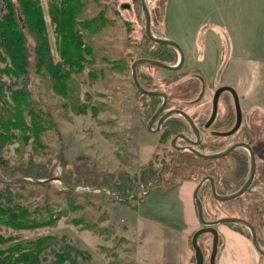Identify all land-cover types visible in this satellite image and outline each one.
Wrapping results in <instances>:
<instances>
[{
  "label": "rangeland",
  "instance_id": "rangeland-1",
  "mask_svg": "<svg viewBox=\"0 0 264 264\" xmlns=\"http://www.w3.org/2000/svg\"><path fill=\"white\" fill-rule=\"evenodd\" d=\"M54 1L39 0V3L51 57L57 63L62 58L50 14V4ZM146 3L151 19L155 21V26H151L157 35L153 34L177 42L184 52L182 71L190 60L199 69L184 74L199 73L208 81L205 86L208 94H211L210 83L214 87L229 85L236 92L242 109L250 116L251 125H263V134L255 145L254 154L256 163L264 168V0H146ZM85 7L78 14V22L108 9L102 14L105 27L93 37L101 44L100 49H96L98 53L108 51L107 42L113 37L117 43L112 52L123 49L121 41L127 31L140 41L144 32L140 0H87ZM26 39L29 66L27 74L23 80L16 81L15 87L11 82L14 78L4 71L9 61L0 60V82L5 83L3 98L11 105L9 87L25 89L27 99L38 102V107L50 113L56 125L44 134L45 148L36 152L32 137L24 145L16 138L5 146L2 157L10 167L25 164L29 159L45 164L52 177L48 180L50 188H61L65 186L64 181L77 184L75 189L85 193L92 185L102 188L105 195H91L95 205L107 212V220L103 223L112 227L113 232H93L61 218L54 226L36 229L12 230L1 226L0 233L12 234L21 240L47 234L67 238L87 257L77 256L75 262L64 264H181V235L166 224L172 222L169 224L174 227L182 224L179 216L182 207L178 199L181 181L177 179L170 183L173 163H154L162 160L161 153L149 163L158 137L144 127L143 119L140 121L131 80L117 72L109 76V68L105 76L97 77L100 56L92 61L85 56L88 62H83L82 68L68 80L66 93H60L54 88L51 73L36 70L35 40L28 31ZM141 69L151 72L157 80L164 77L169 81L168 86L185 78L179 77L183 72L178 70L169 73L152 65ZM123 78L125 81L121 83ZM176 78L175 83L170 82ZM125 174L134 187L126 194L112 185ZM24 178L29 180V177ZM188 183L193 184V190L194 181ZM138 184L146 186V190H142V185L136 190ZM119 194L127 197V201ZM163 214L167 217H162ZM197 224V227H185L184 234L194 233L199 220ZM215 227L219 233L215 264H235L238 246L242 248V254L248 256V264H257L260 255L247 237L245 241L232 232L233 226L227 223ZM258 236L264 241V228ZM187 242L192 253L190 260L185 259L183 264H195L190 236ZM198 242L203 252V264H209L212 237L207 232L202 233ZM223 246L229 252L226 262Z\"/></svg>",
  "mask_w": 264,
  "mask_h": 264
},
{
  "label": "trees",
  "instance_id": "trees-1",
  "mask_svg": "<svg viewBox=\"0 0 264 264\" xmlns=\"http://www.w3.org/2000/svg\"><path fill=\"white\" fill-rule=\"evenodd\" d=\"M86 3L87 0H55L50 4V14L56 26L58 47L62 58V61L54 63L45 34V22L39 0H0V60L9 61L4 71L14 78L11 81L14 87L17 80H23L29 66L26 31L30 32L35 40L36 70L51 73L54 88L63 94L67 91L68 80L82 68L83 62H88L84 59L85 56H89L90 61L100 56L98 60L101 63L97 64V77L105 76L109 68V76L117 72L129 80H131L130 62L136 57L157 59L167 64H171L175 59V57L162 59L163 51L173 53V49L169 45L152 41L144 32L140 41L132 38L129 31L123 33L124 38L121 44L124 48L116 52H112L117 43L113 37L112 40L110 39L111 42H107L108 51L98 53L96 49H100L101 44H98L93 37L105 27L102 14L108 9L107 11L103 9L100 13L97 12L84 21L78 22L76 20L78 14L86 9ZM129 50L134 52L132 56L127 55ZM141 67L147 68L150 65L137 66L138 79L146 89L162 90L166 87L168 80H164V77L157 80L151 72L143 73ZM143 76L150 77L152 85L144 84L141 78ZM124 78L120 80L121 83L125 81ZM177 80L178 78L172 79L170 82L175 83L174 81ZM4 84L0 82V227L4 226L12 230L36 229L54 226L61 218H66L65 220L69 223L83 229L112 233L113 228L103 223L107 220V212L101 211L95 205L94 196L91 195V193L106 194L99 186L92 185L86 193L76 190L77 184L73 185L65 181V186L61 188H50L48 180L52 177L45 164L33 163L32 159L16 167H10L7 164L2 157L7 144L20 138L21 145H24L32 137L33 150L38 152L40 148H45L46 130L55 128L56 123L52 121L50 113L47 114L38 107V102L27 99L28 94L25 89L9 87L12 104H8L3 98ZM176 84L170 88L171 96H177L182 90V87L177 88ZM136 93L144 98L147 97L138 90ZM150 99V107L145 112L147 117L160 102L157 97ZM139 103L137 100L136 105L141 106ZM167 106H171V101ZM243 129L239 130L235 137L248 142L256 151L255 145L263 134V125L252 124L251 129L244 127ZM188 130V126L180 116L172 115L164 122L163 139L165 141L172 134ZM224 144L225 139L208 135L196 148L201 152L209 153L219 150ZM159 153L161 151L156 148L149 163H153ZM174 161L176 163H173L170 183L177 179L198 181L202 176L210 175L215 179L216 191L219 194L237 190L245 181L250 165L249 155L241 147L222 158L215 159H203L192 152H182L176 154ZM262 168L259 163H256V172L247 190L240 196L227 201L213 198L209 181L206 180L199 189L204 218L214 220L222 216L242 217L254 225L259 239L258 232L260 233L264 228V168ZM16 174L17 176L13 177ZM127 176L126 174L120 176L123 178L114 180L112 183L125 194L134 188L131 179ZM24 177H29V180ZM173 184L169 185L173 186ZM140 185L142 184H138L135 189L137 190ZM142 188L145 191L147 187L142 185ZM120 197H124L122 200L127 201V197L122 195ZM227 224L246 233L250 238L249 230L244 225ZM77 256L87 257L85 252L64 237L47 234L31 240H21L15 235L0 233V264H64V262H75L78 259Z\"/></svg>",
  "mask_w": 264,
  "mask_h": 264
},
{
  "label": "flooded vegetation",
  "instance_id": "flooded-vegetation-1",
  "mask_svg": "<svg viewBox=\"0 0 264 264\" xmlns=\"http://www.w3.org/2000/svg\"><path fill=\"white\" fill-rule=\"evenodd\" d=\"M162 10H163V8H162ZM150 17H151V11H150ZM154 23H155V21H152V19H151V25L153 24V26H155ZM153 30L154 29H152V26H151L152 33L154 32ZM144 33H145V31H144ZM154 34H156V32H154ZM171 48L173 49V53L171 51L170 52L169 51H163L162 59H170L171 57H175V59L170 64V65H173V64L177 63V61H178V53H177V51L173 47H171ZM160 53H162V52H160ZM127 55L128 56H132V52L128 51L127 52ZM183 56L184 57H183L182 64H181V66L178 69H176V70L165 69V70H169V71H177V70L178 71H182V68L184 66V61H185V54H184V52H183ZM136 58H138V57H136ZM136 58H134V59H136ZM132 61L130 62V67H131ZM194 70L197 72V70H199V69H195V68H192L191 69V71H194ZM183 71H184V69H183ZM130 75H131V69H130ZM136 75H137V68H136ZM183 76H185V78L182 79V81H180L179 83L176 84L177 88L178 87H182V90L180 91V93L178 92L179 94L177 96H171L170 95V93H172V90L170 88L173 85L168 86V84H166L165 86H166V88L167 87L168 88L167 89L163 88L161 90V91L165 92V94H166V103H165L164 108L159 113V115L150 124V127L148 126V122H149L151 116L153 115V113L155 112V110L161 104L163 98L161 96H158V95H149V94L142 93L141 91H139L134 86V84L132 82V79H131V82H132V84L134 86V89H135V96H133L134 99H135V104H137V100H139V102H140L139 105H141V106H138V105L136 106L135 105L137 107V109H138V116L140 118V121H141V119H143L144 127L147 128L148 130H151L158 137L156 148H157V150L159 149L161 151V158H162V160L160 162H155V163H176L174 161V157H176V154L182 153V152H191V151H189L186 148L187 146H192L194 149L198 150L196 148V146H198L199 144H201V142L204 140L205 136H208V135L209 136H216V137L225 139L224 146H222L219 150H216L214 152L223 151L224 149H226L230 145H232L234 143H237V142H245L248 145H250L248 142L242 141V140H238L237 137H235L236 133L239 130H241V129L244 130L243 127L245 129L246 128H250L251 129V123H250V116L248 115V113H246V111L244 109H242V107L240 105L239 98L237 96V101H238V106H239V111H240V122L236 126V121H237L236 104H235L234 96L232 95V93H231V91L229 89H224V90H222L219 93L218 98H217V104H216V112H215L214 116L212 117L213 97H214L215 91L218 88H220V87H229V88H231V87L229 85H226V84H222V85H218V86L214 87V85L212 83H210L209 86L211 88V94L210 93L208 94L206 92V89H205L206 82H208V81H206L203 77H201V75L199 73L197 75H193V74L191 75L190 74V75L187 76L183 72L181 74V76H179V77H183ZM137 78H138V76H137ZM141 78H142L144 84H146V85H152V79L150 77H145L144 78V76H143ZM231 89H233V88H231ZM137 90L139 92H141L142 94L147 95V97L144 98L142 96L137 95V93H136ZM150 90H159V89H150ZM151 97L152 98L157 97L160 102H159L158 106L155 108V110L147 117L146 116L147 114H145V112L150 107V104H151L150 103V100H151L150 98ZM170 101H171V106H167V104ZM140 107L142 109H140ZM170 109H180V110H182V111H184L185 113L188 114V116L191 118V120L193 121L194 125L196 126V128L200 132L201 139H200V142L198 144L191 145L190 143H188L186 141V139H184L182 137H177L175 139V141L172 142L173 138L176 135H178V134H184L186 137H188V138H190L192 140H195L196 139L195 138V135L193 133V130H192L191 126L189 125L188 121L182 115H180V114H172V115L180 116L185 121V123L188 126L189 130L188 131H179V132H177L175 134H172V135H170V137H168L164 141V139H163V137H164L163 136V126H164V122L169 117H171L172 115L167 116L162 121V123L160 124L159 128H157L158 119H159V117L162 114H164L166 111H168ZM160 147H162V148H160ZM179 147H184V149H180ZM250 147L254 151L252 145H250ZM156 148H154V150H156ZM236 148H239V147L233 148L227 154H229L230 152H232ZM241 148H244V147H241ZM245 150L248 153V150L247 149H245ZM199 152H201V151H199ZM201 153H205V152H201ZM209 153H213V152H209ZM227 154H225L224 156H226ZM248 155H249V153H248ZM166 156L168 157L167 159L165 158ZM224 156H222V157H224ZM222 157H219V158H222ZM203 159H206V158H203ZM207 159H210V158H207ZM249 163H250V161H249ZM249 167H250V165H249ZM255 172H256V169H255ZM248 173H249V171H248ZM204 176H210V175H204ZM247 176H248V174H247ZM185 180L186 181H194V180H190V179H182L181 182L182 181H185ZM199 180L198 181H194V183H195L194 188L196 187V185L199 182ZM205 181H203L201 183L200 187L202 186V184ZM214 184H215V190H216L215 179H214ZM200 187H199V189H200ZM194 188H193V190H194ZM209 188H210V193L212 195L211 187H210V182H209ZM192 193H193V191H192ZM216 193H218V192L216 191ZM227 194H230V193H227ZM220 195H226V194H220ZM198 196H199V190H198ZM212 197H213V195H212ZM199 198H200V196H199ZM202 209H203V206H202ZM200 227H202V226L199 224L198 229ZM235 231H238L240 233H243L245 235V237H247L250 240V242H251V238H249L246 235V233H244V232H242L240 230H235ZM255 232H256V229H255ZM207 233H209V232H207ZM249 233H250V231H249ZM204 234H205V232H204ZM209 234L212 237V234L211 233H209ZM192 235H193V233L190 235V240L192 238ZM200 235H202V233ZM218 236H219V233H218ZM198 237H197V244L199 245V247H200V249L202 251L201 245L198 242ZM256 237H257V232H256ZM257 240H258L259 244L261 245V247L264 248V241H263L262 237L259 236V239L257 237ZM251 244H252V242H251ZM222 248L224 249V252H223L224 255L223 256H224V260L226 262V254H228L229 252L226 250V248L224 246ZM241 250H242V248L238 246L237 247L236 258H235L234 262H235V264H248L249 263V258L246 257L245 254H242V251ZM211 251H212V242H211V246H210V255H211ZM216 253H217V250H216ZM202 254H203V252H202ZM259 255L260 256L257 257V260H258L257 264H264V256L261 255L260 253H259ZM215 256H216V254H215ZM251 262H252V260H251ZM203 263H204V257H203L202 264ZM209 264H210V261H209ZM214 264H215V257H214Z\"/></svg>",
  "mask_w": 264,
  "mask_h": 264
},
{
  "label": "water",
  "instance_id": "water-1",
  "mask_svg": "<svg viewBox=\"0 0 264 264\" xmlns=\"http://www.w3.org/2000/svg\"><path fill=\"white\" fill-rule=\"evenodd\" d=\"M140 3H141V9H142L143 17H144V31H145V34L147 35V37L154 42L166 44V45L173 47L178 53V61H177V63H175L173 65L164 63V62L159 61L157 59L146 58V57H138V58L134 59L131 63V67H130L131 79H132L134 86L139 91H141L142 93L149 94V95H158V96H161L163 98L161 104L155 110V112L153 113V115L151 116V118L148 122V126L150 127V124L154 121V119L159 115V113L161 112V110L165 106L166 94H165V92H163L161 90H150V89H146L145 87H143L137 78L136 68L140 64H146V65L161 67L164 69L176 70L181 66L184 56H183V51L177 42H175L171 39L156 37L152 33L150 11L148 9L146 0H140ZM224 89H229L231 91L232 95L234 96V100H235V104H236V112H237V121H236V126H237L240 122V111H239V106H238V101H237V94L234 91V89H231L229 87H220L215 91V94L213 97L212 117L214 116V114L216 112V104H217L218 95ZM172 114L182 115L188 121L189 125L191 126V128L193 130L195 138H196L195 140H192V139L186 137L184 134H178L173 138L172 142H174L177 137H182V138L186 139V141L188 143H190L191 145L198 144L200 142V139H201L199 130L196 128V126L194 125L193 121L188 116V114L185 113L184 111L180 110V109H170V110L166 111L164 114H162L158 119L157 128H159L160 124L162 123V121L167 116L172 115ZM235 147H244L245 149L248 150V153H249V161H250L249 173H248L246 180L241 185V187L238 188L236 191L230 193V194L220 195V194L216 193L213 177L203 176L199 180V182L197 183L196 187L193 190L192 197L194 199V203L196 206L197 218L199 220L200 225L202 226L193 233L192 238H191V245L194 249V255H195V260H196L195 264H202V262H203V254H202V251H201L199 245L197 244V237L201 233H204V232H209L212 234V251H211V255H210V264H214V257L216 254L217 243H218V231H217L215 226L217 224H221V223H237V224H241V225H244L245 227H247L250 231V238H251V242H252L253 247L255 248V250L258 253H260L261 255L264 256V248H262L261 245L259 244L257 237H256L255 228L249 221H247L246 219H244L242 217H238V216H222V217H219V218L214 219V220H206L204 218V215H203L202 202L198 196L199 187H200L201 183L205 180H208L210 182L211 192H212L213 197L216 200L227 201V200L236 198V197L240 196L241 194H243L244 191L251 184L253 177H254V174H255V169H256L255 154H254V151L252 150V148L250 147V145H248L245 142H237V143L230 145L229 147H227L223 151L213 152V153H201L198 150L194 149L192 146H187L186 148L200 158L214 159V158H219V157L224 156L225 154H227L229 151H231ZM179 148L184 149V147H179Z\"/></svg>",
  "mask_w": 264,
  "mask_h": 264
},
{
  "label": "crops",
  "instance_id": "crops-1",
  "mask_svg": "<svg viewBox=\"0 0 264 264\" xmlns=\"http://www.w3.org/2000/svg\"><path fill=\"white\" fill-rule=\"evenodd\" d=\"M164 8V6H163ZM163 13V17H164V9L162 10ZM163 21V20H162ZM162 21H161V26H162ZM194 62L192 60H190V63L188 62L187 66L184 68V71H191L192 68L198 69L197 66H194L193 64ZM189 181H182L179 184V194H178V199L180 201V206L182 207L180 210V219H181V226L178 227H174L171 226L170 224L172 222H166V224L174 231L177 233H180L181 235V247H180V260H181V264L184 263V260L187 259L188 261L191 258V249L188 245L187 239L188 236H190L189 234H184V228L188 227V228H193V227H197V222H198V218H197V212H196V207H195V203L192 197V187L193 184L192 183H188ZM195 184V183H194ZM162 217H167V215L163 214ZM159 221V220H158ZM169 221V220H167ZM162 225V224H161ZM232 232L237 233L241 238H245V235L243 233H240L238 231H235L233 229H230ZM226 250L228 251V248H226ZM185 257V258H184ZM246 257H248L246 255Z\"/></svg>",
  "mask_w": 264,
  "mask_h": 264
}]
</instances>
